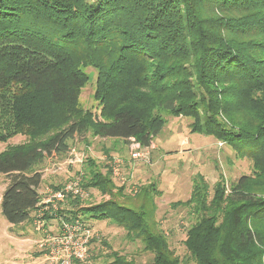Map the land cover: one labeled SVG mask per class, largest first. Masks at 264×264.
<instances>
[{
	"label": "trees",
	"instance_id": "trees-1",
	"mask_svg": "<svg viewBox=\"0 0 264 264\" xmlns=\"http://www.w3.org/2000/svg\"><path fill=\"white\" fill-rule=\"evenodd\" d=\"M89 67L93 111L79 103ZM168 116L251 163L250 175L211 191L194 177L189 199L174 204L190 212L185 257L153 219L155 185L123 195L110 168L102 176L90 160L79 188L109 199L90 206L69 196L59 217L123 229L152 254L146 264H264V0H0V143L28 139L0 153L9 226L31 220L36 167L68 153L69 141L90 134L147 148Z\"/></svg>",
	"mask_w": 264,
	"mask_h": 264
},
{
	"label": "rangeland",
	"instance_id": "rangeland-1",
	"mask_svg": "<svg viewBox=\"0 0 264 264\" xmlns=\"http://www.w3.org/2000/svg\"><path fill=\"white\" fill-rule=\"evenodd\" d=\"M85 73L88 80L81 89L79 103L82 108L93 111L97 107L94 100L96 73L90 67ZM189 123L187 118L166 117L165 126L150 146L140 147L138 159L130 157L129 143L122 145L120 141L90 134L84 139L69 141L68 153L46 157L36 167L43 175L39 189L41 202L31 220L9 226L0 212V264H62L64 255L54 254L52 244L54 238L66 232L61 228L64 220L58 214L64 212L68 197L57 201L52 196L71 182L80 184L88 160L96 163L94 169L102 176L106 175L104 167L108 166L113 183L118 188L122 186L123 195L133 194L142 185H155L158 195L153 201V219L166 235L174 255L180 259L185 257L183 239L190 224V212L186 207H174V204L189 199L194 177L201 176L211 191L217 182L227 186L239 177L251 174V163L247 159L237 157L229 147L213 138L191 134ZM26 142L25 136H12L0 143V153ZM116 159L120 165L115 174L112 169ZM6 185L7 178L0 174V197ZM83 192L78 198L84 205H97L109 199L95 190ZM118 198V202L126 204L121 196ZM78 222L82 230H75L73 239L80 242L86 238L88 252L83 259L72 258L70 264H110L113 254L137 264H146L152 259V254L143 251L138 241L131 242L126 238L123 229L109 222Z\"/></svg>",
	"mask_w": 264,
	"mask_h": 264
},
{
	"label": "built area",
	"instance_id": "built-area-1",
	"mask_svg": "<svg viewBox=\"0 0 264 264\" xmlns=\"http://www.w3.org/2000/svg\"><path fill=\"white\" fill-rule=\"evenodd\" d=\"M140 145L136 143L133 139L129 142V155L132 159L140 158L139 154ZM120 165V161L116 159L114 161L113 173H117L118 166ZM83 191L79 188V182L74 181L67 185H65L60 191L54 193L52 199L57 201H62L69 196H82ZM65 229L66 232L56 238L53 239V253L54 254H63L64 259H61L62 264H70V260L73 259H83L88 252L87 248V239H83V241L73 239V232L82 230L81 225L78 221H74L73 223H68L63 221V225L61 227Z\"/></svg>",
	"mask_w": 264,
	"mask_h": 264
}]
</instances>
